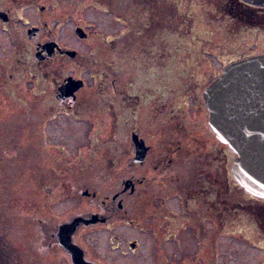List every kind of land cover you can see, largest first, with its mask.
Returning <instances> with one entry per match:
<instances>
[{
	"label": "flooded vegetation",
	"instance_id": "flooded-vegetation-1",
	"mask_svg": "<svg viewBox=\"0 0 264 264\" xmlns=\"http://www.w3.org/2000/svg\"><path fill=\"white\" fill-rule=\"evenodd\" d=\"M110 1L117 5L113 10L108 7ZM163 1L175 4L174 26L167 25V22L156 25L162 21V17H156L159 11L152 5L153 0H90L110 11L117 21L127 22L123 32L116 33L115 40L110 41L116 55L111 100L91 92L90 89L98 84V78L91 72L95 80L89 85L74 74L76 72H72L73 68L88 70L87 65L78 60L85 67L78 66L75 62L77 54L74 58L70 56L67 52L70 48L59 42L51 27L52 22L70 16L72 5L79 4L80 0H0V42L4 41L11 48L9 57L0 55V116L16 114L23 121L32 123L25 126L32 130L33 137V143L27 145L34 148L33 161L38 167L39 179L46 177L51 182L57 176V179L64 178L63 190L60 181L56 191L55 184L50 185L47 191L53 195L50 208L59 202L56 195H61L60 198L71 196L72 182L67 176L71 155L68 156L64 148L47 140L44 134L47 120L68 113L79 121H90L89 128H93L90 141L83 142L81 147L88 149L86 154L79 151V156L90 157L95 163L103 161L107 148L102 141L104 121L93 116L107 112L115 122L110 189L104 187L97 188L94 193L88 192L92 198H103L102 205L97 207L99 211L103 210L102 216L85 212L91 207L87 200L79 210L64 216L63 223L74 218L82 219L70 236V244L77 253L59 242L57 234L63 223L59 224L53 216L51 219L54 221L48 226L42 224L38 227L33 242L32 264H76L73 260L75 256L93 264H107L94 241L88 242L85 233L91 228L108 227L122 220L144 230L149 263L168 264L170 261L169 264H214L216 244L228 225H231L232 210L252 209L232 199V184L238 185L231 174L235 153L210 130L208 110L202 97L204 88L221 73L223 67L215 71L216 75L203 87L190 74L205 77L207 73L199 70L206 69L205 66L171 62L173 68L168 69L167 60L152 62V56L150 65L155 64L159 69L164 67L161 71L163 77H157L156 73L143 78L119 76L121 48L124 46L121 37L145 34L175 35L180 38L192 35L190 33L195 31L192 26H196V23L193 21L186 28L189 15L179 9L180 0ZM137 3L146 5L141 7L143 13L139 9L135 10ZM207 3L213 16L221 14L226 17V22L233 25L243 20L256 21H253V26H244L241 31L264 27V21L259 23L262 27L258 24L259 17L264 18V6L244 0H208ZM126 5H130L128 10L123 8ZM81 7L78 5L76 8L79 14ZM160 8L163 13L165 7ZM217 10L220 12L217 13ZM27 12L35 17V22L28 23ZM139 12L143 14L142 19H146L144 23L137 17ZM19 24L25 25L27 38L23 36V28ZM31 28L36 29L32 35L28 32ZM52 41L57 46L51 52L41 48V44ZM69 76L82 80V85L70 84L66 80ZM168 81L176 82L174 95L167 93L165 83ZM4 103L9 106L8 110L2 108ZM190 103L192 107H188ZM133 134L143 141L145 149L142 159L135 160ZM98 151L101 152L99 157L95 155ZM43 192L46 193L45 190ZM88 193L86 198L89 197ZM247 194L252 199L264 201ZM78 196L82 195L78 193ZM128 210H131L130 215ZM258 210L256 207L255 222L259 231L263 223L262 211ZM115 211H122L118 219ZM125 244L131 252L139 248L137 239L126 240Z\"/></svg>",
	"mask_w": 264,
	"mask_h": 264
},
{
	"label": "rangeland",
	"instance_id": "rangeland-1",
	"mask_svg": "<svg viewBox=\"0 0 264 264\" xmlns=\"http://www.w3.org/2000/svg\"><path fill=\"white\" fill-rule=\"evenodd\" d=\"M143 1L144 0H140V2ZM153 1L156 4L153 2L152 5L157 11H159L157 12L158 15H156V17H162V21L156 25H161L162 23L167 22V25L174 26L176 23V17L173 16V8L176 9L175 4H166L163 0ZM207 1L180 0L178 5L179 9L182 12H188L189 15L186 28H188V23L190 24L193 21L196 23V26H192L195 31L190 33L192 35L180 37L178 42H176L178 43L177 48H173L170 52H163L164 57L168 58V60L179 62L183 65L199 63V66H205L206 69L199 70L205 74L207 73V75H205L206 78L204 76L196 77L194 74H190V76L195 77L196 80L199 81L200 86L202 85V87L206 85V82H208L214 74L216 75L215 71H220V69L231 60L239 59L240 57L253 53L264 52V27L259 24L263 23L264 18L259 17L260 20H258V24L262 29L250 28L251 31H241L244 26H253V23L256 21L254 19L252 20L255 22L246 20L236 22L234 20L236 23L233 25L231 22H226V17H223L221 14L213 16L209 11ZM78 5H82L80 14L77 13L76 10ZM136 6L143 13L141 7H144V5L137 3ZM161 6L165 7L163 13L160 8ZM102 7L103 6L98 5L96 2H90V0H80L79 4L75 3L72 5L70 16L51 23V27L55 31L57 39L60 40L59 42L68 46L70 50L77 51V56L75 54V61L79 67H82L83 65L77 61V58L78 60H81L84 55H88L90 52H101V45H111L112 42L110 41L115 40V34H120L123 32L124 28L127 27L125 24L127 22L124 23L120 20L117 21L110 11ZM219 12L220 10H217V13ZM142 13L139 12L137 14L138 19L142 20L141 23L146 21V19H142ZM26 14V17L28 18V20H26L28 23L35 22V17L33 15L29 14V12ZM173 17L174 19L172 20ZM166 18H170V20L165 21ZM76 26L82 27L87 33L85 38H79L75 34ZM19 27L23 28V36L27 38L26 31L24 30L25 25L22 26L19 24ZM37 39L38 37L33 41H36ZM0 55L5 57L11 55V48L4 41L0 42ZM177 70L179 71V67H177ZM72 72H76L74 74L80 76L87 85L93 84V79L95 80L90 74L91 70L84 71L83 69L82 71V69L73 68ZM165 85H175V87H177L175 81H168ZM179 104H182V102L180 103L179 101ZM192 105L193 104L190 103L188 104V107H192ZM93 117L101 118L104 123H106L104 124L105 127L108 126L110 117L107 112L100 113V116L95 115ZM29 124L31 123L29 122ZM46 125L47 128H45L44 134H46L47 140L53 141L55 145L64 148L69 154L66 153V155H71L70 165L76 164L78 166L74 168V177L72 171L67 172V176L70 181H72V178H75V180L77 179L76 183L79 185V189L74 195L72 194L69 197L59 198V202L54 204L55 206H52L51 208L50 205L53 201V195L51 192L47 191L50 189V185L53 186L55 184L56 186L55 180L48 182L46 185L48 188L45 191L47 193L46 203L41 200L40 195L37 198V192L40 193V191L35 192V186L32 192V203L34 200L35 204L26 207L20 206V204L23 205L25 203L24 199L27 197L21 198V196H19V206L16 207L15 214L13 216L11 215L12 217L10 218V221L14 222L16 220L14 222L16 225L13 223H7L9 226L6 225L4 231L7 233H14L15 235L11 237L5 236L11 239V242L8 239L10 244L7 247L10 264H32L34 253L33 242L37 237L38 227L42 224L48 226V223L54 221L51 219L53 216L57 218H55V221L61 224L64 222L62 220H64L63 218L67 213L79 210L81 204L86 200L89 202V207H91L87 208L85 212L90 214L95 213L100 217L102 216L101 213L103 210L99 211L97 207L102 205L103 198H92L90 195L91 193H94L97 188H104L102 187L103 182L101 184L102 186L99 185L100 187H95L94 185H89V182H84L81 186L79 184L81 182L78 181L86 178L92 182L96 173L92 175L91 172L97 171L98 167V162L95 163L90 157L79 156V151L86 154V150L88 149L85 146V148L81 147L84 145L83 142L90 141V133H92L93 129L92 127L91 129L89 128L90 121H79L68 113H63L55 118H49ZM6 127L7 126H5V128ZM15 128L16 126L8 127V129ZM24 129L27 128L24 127ZM16 137V132H12L9 136V138L12 139H15ZM26 151L29 154L34 153V148H27ZM100 154L101 152L99 151L98 153H95L97 157H99ZM83 158L88 159V161L93 163L87 162L86 164V162H79V160ZM21 160L23 161L22 158ZM83 167L87 169V171L83 172ZM90 167H93L95 170H88ZM34 170L38 184L40 185L42 179H39L37 176L38 167L36 164ZM100 176L101 175H98L97 177ZM61 180H64V178L57 179V182H60ZM44 182H47V180H44ZM104 184L110 189L109 184ZM232 186V199L236 202H242L246 204L244 205L245 207H251L252 209L237 208L232 210L231 225H228L226 232L217 241L214 264H264V201L250 198L249 195L237 184H232ZM58 187L59 186H56V188ZM21 191L22 194L27 196V183L24 185L23 189L21 186ZM89 191L91 193H88ZM78 193L82 196L84 195V197L78 196ZM87 193L89 197L86 198L85 195ZM45 195L46 194L43 193V197ZM256 207L259 208L258 211H262L261 218L263 226L259 231L257 230L259 227L255 222L257 219V213L255 212ZM11 210H9V212H11ZM121 212L122 211H115L117 219L121 215ZM130 214L131 210H128V215ZM16 235L18 236L16 237ZM85 237L90 243L94 241V244L97 246V251L102 255L103 261L107 264H152L149 263L150 257H148L144 230H139L133 224L124 220L116 221L108 227L100 226L93 229L91 228L85 233ZM110 238L112 239L109 240ZM134 239H137L139 242V248L138 250L131 252L130 248L125 244V241H132ZM169 263L170 261H168V264Z\"/></svg>",
	"mask_w": 264,
	"mask_h": 264
},
{
	"label": "trees",
	"instance_id": "trees-1",
	"mask_svg": "<svg viewBox=\"0 0 264 264\" xmlns=\"http://www.w3.org/2000/svg\"><path fill=\"white\" fill-rule=\"evenodd\" d=\"M144 5V4H143ZM146 7V5H144ZM109 9L113 10L117 7V5L113 4L112 1L108 4ZM130 5H126L125 8L128 10ZM132 7V5H131ZM143 7V6H142ZM148 7V5H147ZM122 8V9H123ZM137 6L135 5V10H137ZM122 45L121 48V56H120V73L119 76H148L152 74L153 76L156 73L157 77H163L164 74H161V71L164 67L159 69L155 64L150 65V58L152 62L167 60L168 61V69H172L171 60L164 57L163 52H170L173 48H177L179 37L175 35H125L120 38ZM126 45V47H125ZM101 52L92 53L90 52L88 55H84L80 60L85 62L88 70H91V73L94 77L98 78V84L95 88H91L92 93L101 94L104 99H111L113 97V86L112 79L115 75V67H116V55L115 48L113 44H109L107 46H100ZM161 54L163 57H161ZM76 60V59H75ZM78 61V58H77ZM76 62V61H75ZM84 66V65H83ZM85 67V66H84ZM94 72H93V70ZM168 95H174L177 87L175 85L167 86ZM170 87V88H169ZM9 106L3 104L2 108L8 110ZM46 108V107H45ZM44 108V109H45ZM2 118V119H1ZM31 123V122H30ZM29 124V121H23L21 116L16 114L7 113L5 115L0 116V264H10L8 246L11 242V239L5 236H15L14 233L4 232L7 223H14L10 221L11 217L15 214L16 207L19 206V196L27 197L24 199V204H20V206L26 207L29 205H33L32 203V192L35 186V192H37V198L40 195L41 200L46 203L47 193L43 197V191L47 188L46 177L42 179L41 184H38V180L35 174V163L33 161L34 153H27V148H33L30 145L33 143L32 130L24 129L26 125ZM32 124V123H31ZM106 123H103L102 141L105 143L106 154L103 157V161L98 162L97 171L93 172V167L88 168L94 175V180L90 182L88 179L78 180L81 186L83 183H88L89 185H94L95 187L102 186L107 188L104 183L111 184L112 176H113V164H112V141H113V126L115 122L112 121V118L109 119L108 126L105 127ZM5 126H7L5 128ZM16 126L15 129H8V127ZM100 129V128H99ZM12 132H16L17 137L15 139L9 138ZM23 159V161L21 160ZM18 159V160H16ZM79 162L87 164L88 159H80ZM93 163V162H90ZM77 165L73 164L70 166V171L73 173L74 177V168ZM82 166V165H81ZM78 167V166H77ZM84 168V167H83ZM95 170V169H94ZM83 172L87 171V169H82ZM88 174V173H87ZM101 175L100 177H97ZM23 176V177H21ZM34 177V180H33ZM88 178V176H87ZM56 181V186H59V182H57V177L54 178ZM77 180V179H76ZM75 178H72L71 195L75 194L79 185H77ZM103 182V184H102ZM23 183V185H22ZM28 184L27 196L22 194V189L25 184ZM61 189L63 190L64 180H61ZM102 184V185H101ZM100 185V186H99ZM55 186V191L58 189ZM38 189V190H36ZM43 198V199H42ZM60 198L59 195H56V200ZM37 202V201H36ZM38 203V202H37ZM12 209V210H11ZM11 210V212H9ZM12 215V216H11ZM18 235H16L17 237ZM14 238V237H13ZM10 240V242L8 241Z\"/></svg>",
	"mask_w": 264,
	"mask_h": 264
},
{
	"label": "water",
	"instance_id": "water-1",
	"mask_svg": "<svg viewBox=\"0 0 264 264\" xmlns=\"http://www.w3.org/2000/svg\"><path fill=\"white\" fill-rule=\"evenodd\" d=\"M244 1L264 6V1ZM35 30L31 28L28 32L32 35ZM75 34L79 38L87 36L81 27L76 28ZM56 46L54 41L41 44V48L49 52ZM67 52L72 57L76 54L74 50ZM66 80L76 86L83 83L71 76ZM202 97L208 110L210 130L235 153L231 164L232 178L250 195L264 199V53L227 63L204 88ZM132 137L136 143L135 160L142 159L143 141L136 134ZM80 221L79 217L62 224L57 234L59 242L73 253L77 251L70 244V236ZM73 260L76 264H93L78 256Z\"/></svg>",
	"mask_w": 264,
	"mask_h": 264
}]
</instances>
